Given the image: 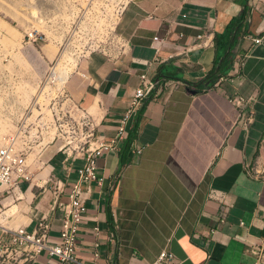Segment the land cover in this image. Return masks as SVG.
Returning a JSON list of instances; mask_svg holds the SVG:
<instances>
[{"label":"crops","instance_id":"obj_1","mask_svg":"<svg viewBox=\"0 0 264 264\" xmlns=\"http://www.w3.org/2000/svg\"><path fill=\"white\" fill-rule=\"evenodd\" d=\"M117 32L126 53L116 63L93 53L81 62L88 78L73 76L52 108L54 121L92 124L108 141L140 76L158 84L117 150L99 159L103 185L92 187L79 258L94 264L99 243V264H152L164 249L178 264H256L246 251L264 239V0H133ZM207 34L203 46L197 38ZM45 35V55L56 59L62 38ZM236 96L253 99L252 123L230 102ZM62 146L29 155L34 181L1 201V223L34 233L45 221L53 245L83 165ZM50 177L65 185L62 206ZM211 190L222 200H209Z\"/></svg>","mask_w":264,"mask_h":264},{"label":"built area","instance_id":"obj_2","mask_svg":"<svg viewBox=\"0 0 264 264\" xmlns=\"http://www.w3.org/2000/svg\"><path fill=\"white\" fill-rule=\"evenodd\" d=\"M132 1L67 0V8L64 10L69 11L66 15L67 28H65L67 48L59 53L48 67L43 86V89L50 91L58 90L53 103L67 94L66 89L73 75L72 71L66 78L63 72L65 69L60 67L62 63L71 66L72 60H77L79 66L93 53H99L109 62L116 63L126 53L129 42L118 34L117 28ZM40 24L28 31L26 37L28 44L34 45L46 41V35L40 30ZM197 40L201 45L207 46L211 41L210 34L200 35ZM155 41L159 39L156 38ZM256 42L260 43V40L257 39ZM78 66L74 69V73L87 79L86 73L75 72L79 69ZM140 78V85L134 92L130 108L121 118L115 138L107 141L97 132L94 125L90 124L86 127L83 122L74 118L61 117L54 123L56 136L59 143H62V149L67 153V157L72 161H83V165L78 169L79 180L69 194L70 203L64 207L59 243L57 245L50 243V225L45 221L39 222L37 232L34 233L24 227L12 228L0 222V264H34L40 255L56 257L59 264H86L78 254L79 233L88 213L92 187L94 184L103 185V179L99 176V159L117 150L119 143L125 139L127 125L154 96L158 85L151 81L147 74H142ZM230 102L239 109L241 117L247 124L252 123L253 112H249L250 109L252 110V98L236 96L230 99ZM17 140L18 136L8 135L0 146V203L3 196L17 189L21 182L32 183L35 179L34 172L27 165L25 154L17 148ZM249 174L257 176V171L252 172L251 169ZM48 181L54 191L55 202L62 206L59 200L65 193L64 183L55 177H50ZM208 198L222 200L216 190H211ZM94 248V264H99L97 262L100 258L99 243H95ZM246 254L254 257L256 264H264V239L255 247L247 249ZM152 264H178V262L169 249H164Z\"/></svg>","mask_w":264,"mask_h":264},{"label":"rangeland","instance_id":"obj_3","mask_svg":"<svg viewBox=\"0 0 264 264\" xmlns=\"http://www.w3.org/2000/svg\"><path fill=\"white\" fill-rule=\"evenodd\" d=\"M66 5L67 0H0V146L6 136H18V150H22L26 158L31 154L39 155L49 145L60 144L52 112L58 90L43 89L48 67L55 58L45 55L44 43L28 44L27 33L40 23L44 34L55 30L62 38L59 53L64 52L69 12L64 11ZM72 62V66H68L71 73L73 71L72 77H80L74 73L79 61ZM81 65L75 72L81 71ZM41 96L44 100L40 102ZM0 207L3 212V202Z\"/></svg>","mask_w":264,"mask_h":264},{"label":"bare ground","instance_id":"obj_4","mask_svg":"<svg viewBox=\"0 0 264 264\" xmlns=\"http://www.w3.org/2000/svg\"><path fill=\"white\" fill-rule=\"evenodd\" d=\"M72 66V65H71ZM74 66L76 67V64H74ZM61 69H65L63 72L65 73V75H66V78H67V76H70V73H71V68H69L68 66H66L65 64H61ZM44 97L43 96H41L40 97V102L42 101V100H44L43 99ZM43 104V103H42ZM18 148V147H17Z\"/></svg>","mask_w":264,"mask_h":264},{"label":"water","instance_id":"obj_5","mask_svg":"<svg viewBox=\"0 0 264 264\" xmlns=\"http://www.w3.org/2000/svg\"><path fill=\"white\" fill-rule=\"evenodd\" d=\"M219 69H220V64H219V66L217 67V72L219 71ZM189 90V92H191V93H195L196 91H194V90H192V89H188Z\"/></svg>","mask_w":264,"mask_h":264},{"label":"trees","instance_id":"obj_6","mask_svg":"<svg viewBox=\"0 0 264 264\" xmlns=\"http://www.w3.org/2000/svg\"><path fill=\"white\" fill-rule=\"evenodd\" d=\"M229 30L231 31V33H232V27L231 28H229Z\"/></svg>","mask_w":264,"mask_h":264}]
</instances>
